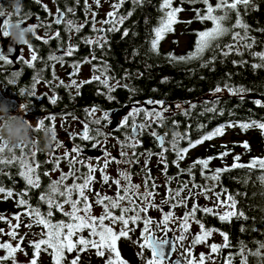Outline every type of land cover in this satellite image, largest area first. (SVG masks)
Segmentation results:
<instances>
[{
	"label": "snow or ice",
	"instance_id": "6c2138e0",
	"mask_svg": "<svg viewBox=\"0 0 264 264\" xmlns=\"http://www.w3.org/2000/svg\"><path fill=\"white\" fill-rule=\"evenodd\" d=\"M128 0H110L109 11L105 14L103 20H97L98 13L92 11V5L88 0H84L85 21L84 23H78L74 19H66L68 14L75 15V8L67 7L65 10L57 8L55 14L54 23L56 25L63 24L65 31L69 34L75 32L80 33L86 26H90L95 36L85 37L83 43L92 47L93 51L90 57L84 58L83 61H76L71 63L68 67L71 71L67 72L70 83H65L63 79H59L56 75V64H60L63 67L66 63V57H72L75 52L79 50L77 45L69 43L67 47H62L59 55L50 54L48 56L49 61H54L51 65V74L54 79L59 80V86L65 89L75 88L77 95H79V89L84 84L98 82L106 89L103 93L106 98L111 101L115 97L112 95L117 88H124L130 93L135 94L137 91L134 87L128 84H121L120 80H116L115 77L109 75L110 65L107 61L98 60L95 56V48L101 50L104 49L108 43V33L120 32L125 21L133 15L132 11L121 13L120 9ZM197 4L200 3L204 7L192 8L195 13L194 19L202 24L206 22L211 23V27H205L202 30H194L196 39L191 51L185 55L177 56L174 52L166 54V58L169 63H190L192 61H200L201 67H208L209 64H214L216 56H210L205 60V54L213 53L219 50L221 56L227 57L229 55H237L243 57L245 51L250 55L258 58L259 63H254L252 67L254 69L264 68V51H251L255 46V38L249 36L250 26L244 21L241 8L244 13L249 8L255 9L257 6L255 0H216L215 4L212 0H180L179 4L175 3V0H161L159 11L161 15L157 20V24L151 30V39L149 41V52L157 56L160 55V46L162 41L172 33H175V25L179 23L191 24L193 21H182L179 18V14L185 9L184 3ZM35 3L40 4L41 0H35ZM75 3L79 5L80 0H75ZM134 7L142 6L145 0H131ZM93 4L96 8L101 7V0H93ZM44 10L49 16L53 15L47 5H43ZM232 13L235 14V20L233 23H229L232 20ZM90 14V18H89ZM32 14L29 13L31 18ZM35 19L39 23H33L38 28H51V24H44L43 20L36 16ZM101 25L97 27V25ZM4 25V23H3ZM239 29V30H237ZM261 31H264L262 29ZM128 29H124L122 36H128ZM3 37L7 38L6 33L2 31ZM61 36L60 31H56L53 37L44 38L40 35H36V40H43L44 44L49 43V39H59ZM227 36L231 37V42L226 43L221 47V41ZM71 40V35H69ZM174 44H178V40L173 41ZM28 49L32 50L30 53V59L20 57V59L27 64L28 67H34V62L38 59L36 50L33 45H29ZM244 49V51L241 50ZM0 50H2V41H0ZM22 50V49H21ZM97 61L92 65L93 75L88 80H82L77 82L72 77L78 76L82 67V64H92L93 61ZM0 61L6 63H13L14 61L7 55H0ZM244 62V61H241ZM237 63V61H233ZM246 63V62H244ZM214 70V69H213ZM96 73H99L98 75ZM13 75H19L14 73ZM142 75V74H141ZM128 73L122 79H127ZM115 80V83L111 81ZM167 82V78L164 81ZM41 83L39 73L34 77V83L32 84V92L28 95L36 96V85ZM45 84H49V81H43ZM227 90L233 96H241L248 90L244 87L234 88L228 84L223 87L217 85L213 89V93H221ZM21 95L25 94V90H21ZM60 99L58 96L50 97L51 104L55 105ZM148 105H158V108H143L133 106L128 113L122 118L118 119L117 125L129 129L126 133L123 141L118 140V156L124 157L120 160L118 157L112 156L107 150L102 151L103 161L100 164L94 165L93 163L85 162L80 159V153L83 149L79 144L74 143L79 135V139L83 141H94L98 136H104L107 140L108 134L105 133L102 128H92L91 125H101L102 120L111 123L110 117L114 113L108 111L103 112V117H95V114L99 109L93 106L90 109H84L86 119L81 120L76 117L74 113H65L61 119H65L67 115H72L73 119L81 125V131L79 134L75 132H66L69 136L71 147L65 145L59 141L58 148H65V153L62 156H56L54 160H47L45 163H52L53 168L51 171H44L43 176L49 178L47 187L38 196L39 203L33 205L29 199H26L29 193L33 189H39L41 187V173L38 171L41 167L39 162H30L31 158L36 156V153H23L16 155V149H12L9 155H0V165H16L19 169L18 175L25 182V189L20 192H14L10 188L0 186V195L3 199H15V203L18 209L17 211L8 217L7 215H0V222H4L7 225V231L5 228H0V237L7 236L8 240H0V250L4 252L0 255V264L11 261V264H21L17 259V253L23 254L26 258L28 252L23 247L24 241L28 236V233L21 234L19 229L23 223V227L31 230L33 227H39L40 232L32 233L35 237L29 240L28 246L32 249V256L27 260V264H38L41 253H45L51 256L52 264H80V257L82 253L90 252L94 250L96 257L104 260V264H129L121 255L119 248V241L122 238L130 239V233L135 231V228L130 225L142 224V238L143 242L139 243L141 249L150 250V259L146 260V264H165L168 255L166 252V246L169 244V239L157 238L155 233L151 230V226L156 223L157 227H161L165 232L172 231L169 228L170 222H176L179 230L182 233L177 239L180 242L188 239L190 230L195 225L197 231L195 234H191V244L187 257L185 260H177L176 264H208V261L212 260L213 254H220L222 249H229L232 247L229 235L219 229L208 228L205 223L202 222V218H198L197 214L201 213L205 216L211 215L217 217L221 222L231 223L233 219L247 220L248 217L244 211L239 210L238 200L236 196L238 193L230 192L226 188H222L221 191L216 189L221 185V177L225 172H230L236 169H248L249 172L253 170L259 171L257 177L258 181L264 186V157H251L247 162L242 161V154L233 155V163L225 165L223 167H217L215 169L210 168V163L214 159L224 160L225 157L231 154L228 146L221 145L225 150L218 153L216 156H209L206 158H197L188 168H181L180 163L187 158V155L191 149H194L198 145L203 144L205 141H211L217 137H222L226 134V128L239 127L242 132H247L249 129L256 128L264 135V122L250 120L247 122H228L225 125L218 126L215 129L204 133L198 139L192 140L189 131L181 132L179 130V122L173 120V128L170 132H164L163 134L153 130L150 135L154 138L158 152H152L146 150L142 153H137L135 150L142 146L140 139L141 134L147 128H151L155 124L158 128L166 126L167 117L166 112H169V107L165 106L163 100L149 99L145 102ZM254 104L257 107L264 108V101L256 99ZM188 109L184 108L181 104H176L175 108L183 112L185 116L190 114L189 109H195L196 104L188 102ZM206 111L214 112V107L206 108ZM141 114L142 117H141ZM137 117H141L140 123H137ZM51 122V127L56 129L55 121L56 115H50L40 119L38 123L40 125L45 124V120ZM131 120V123L129 121ZM203 128V125H200ZM181 141H186L187 146L182 147ZM246 152H251V146L248 141H243L239 145ZM93 148L102 149L104 145L93 143ZM131 153V154H130ZM174 154V159L171 161L172 165L177 168L176 176L168 175L169 161L168 154ZM74 154V155H73ZM27 156V158H26ZM144 156L145 161L142 165L144 170V176L141 177V183L133 182V173L128 170L127 167L118 168L117 177H111L107 169L111 163L117 165H132L139 164V157ZM155 156L157 158V165H163L161 169L162 175L165 177L163 186L165 193L161 201L156 203L155 197L159 195L156 191L158 187L155 178L152 177L151 168L148 165L151 162V158ZM66 160L69 166V172L64 173L60 171V161ZM82 165L85 171L81 172L76 165ZM199 165V175L203 178L204 183L196 182V174L194 169ZM60 171V175L56 179H52V172ZM101 174L100 181H97L96 172ZM0 174H3V168H0ZM186 174L189 179L180 181L179 176ZM136 175H139L138 173ZM71 179L72 183L67 181ZM173 180L178 182V186L173 189L171 184ZM99 182L111 187L116 186V192L112 195L101 193V191L93 187L94 183ZM191 185V186H190ZM143 188V191L141 189ZM89 193H92L90 197ZM186 193V195H185ZM198 197H203L206 201L211 202V206L200 205ZM191 200L192 206L188 208V201ZM41 204L47 206L46 211L41 210ZM99 206L101 208V214H93V206ZM67 206V207H66ZM178 207L186 209L182 216L177 217L174 210ZM168 210L165 211L164 209ZM157 210L162 213L159 221H154L150 215L147 214L150 210ZM118 210V212H117ZM59 213L63 219L55 220L54 216ZM131 213V215H130ZM22 217L26 222H22ZM15 221V223H13ZM107 222V223H106ZM118 226V227H117ZM244 231V228H241ZM87 233L85 235L84 233ZM214 232H219L223 239L222 243L208 244V240L213 236ZM258 248L256 251L247 249L246 244L243 241L238 242V252L241 258V264H248V256L245 255L247 250L248 255L255 256L258 264H264V242H257ZM197 245H207L210 251L206 254L201 252L198 254V258L194 255L192 249ZM173 252L176 251L175 243H173ZM75 253L71 259L69 256ZM137 255L143 259V252L137 253ZM235 256L232 252H229L225 257V264H233Z\"/></svg>",
	"mask_w": 264,
	"mask_h": 264
},
{
	"label": "trees",
	"instance_id": "16d2710c",
	"mask_svg": "<svg viewBox=\"0 0 264 264\" xmlns=\"http://www.w3.org/2000/svg\"><path fill=\"white\" fill-rule=\"evenodd\" d=\"M73 8L85 18L84 0H80L79 5L75 3V0H70ZM216 0H212L215 4ZM161 0H145L142 6L134 7L131 0H128L124 6L120 9L121 13L132 11L133 15L128 18L120 32L108 33V43L104 49L95 48V56L98 60L107 61L110 65L109 75L115 77L116 80H120L121 84H128L134 87L137 91L135 94L130 93L128 90L120 87L117 88L112 95L114 100L109 101L103 93L106 91L102 85L98 82L87 83L83 87L82 99L85 103L91 101H98L99 107L102 109H108L115 106L126 105L130 102H144L149 99L163 100L165 104H181L184 108L188 109V102L196 104L195 109H189L190 114L185 116L182 111L177 110L171 112L167 117L166 126L158 128L155 124L151 128L145 129L143 133L147 134L146 138L151 137V131L155 130L159 133L170 132L173 128L172 121L179 122V130L181 132L189 131L192 140L198 139L201 135L215 129L218 126L227 124L228 122H247L250 120H256L264 122V108L257 107L254 104L256 99L250 97L251 92L264 94V68L254 69L252 65L259 63L258 58L245 51L243 57L237 55H229L227 57L221 56L219 50L213 53L205 54L204 59L207 60L210 56H216L214 64H209L208 67H201L200 61H192L190 63H169L166 58V54L174 52L177 56L185 55L193 49L196 36L194 30H202L205 27H211L210 22L202 24L194 19L195 13L192 8H203L200 3L188 4L184 3V11L179 14V18L182 21L192 20L191 24L179 23L175 25V33H170L160 46V55L157 56L149 52V41L151 39V30L157 24V20L161 15L159 11ZM176 4L180 3V0H175ZM256 8H249L244 13L243 8L241 12L243 14L244 21L250 26L249 36L255 38V46L251 51H264V0H255ZM95 11V10H92ZM235 20V14L232 13V20L229 23H233ZM124 29H128V36H122ZM239 30V29H237ZM92 33V32H91ZM184 35L187 37L185 48H180V37ZM178 40V44H174L173 41ZM231 37L227 36L221 41V47L224 44L230 43ZM89 49V48H88ZM87 49V50H88ZM244 51L243 48H241ZM237 61V63H233ZM244 61V62H241ZM95 64L97 61H93ZM214 69V70H213ZM128 73L127 79H122L125 74ZM142 74V75H141ZM167 78V82H162ZM115 83V80L111 81ZM225 84L234 88L244 87L248 91L243 93V99L241 96H233L227 90L221 93H213V89L220 85L223 87ZM214 107L216 111L209 112L206 108ZM200 125L204 127L201 128ZM231 131L240 133L245 136L244 141L256 142L259 148V152L254 156L248 155L242 158L241 162H247L251 157H264V135L256 128L249 129L247 132H242L239 127L226 128V134L222 137H217L211 141H205L203 144L198 145L194 149H191L187 155V158L180 163L181 168H188L194 160L197 158H206L209 156H216L218 153L225 149L221 145H227L231 154L224 158V160L214 159L210 163V168L215 169L217 167H223L225 165H231L233 163V153L239 143H227L225 139L227 134ZM250 136V138H248ZM148 141V140H147ZM181 146H187L186 141H181ZM146 150L152 152H158L156 142L150 143L146 147H139L136 149L137 153H142ZM23 153H28L25 149ZM22 153L20 150H16V155L20 156ZM246 154H249L247 152ZM5 155H9L5 153ZM152 158H156L153 156ZM174 154H168L169 168L168 175L176 176L177 168L172 165L171 161L174 159ZM139 157V164H132L133 176L143 177L144 170L141 166ZM46 158L34 160L39 162L41 167L38 170L41 173V187L39 189H33L26 199L35 206L39 203L38 196L49 183V178L42 175L44 171H51L53 168L52 163H45ZM67 162V161H64ZM81 172L85 171L81 166H77ZM151 168L152 177L155 178V182L158 186L163 185L165 177L161 174L158 178L156 170L161 167ZM3 168V174H0V186L10 188L14 192H20L25 189V182L17 174L19 169L14 165H0ZM196 174V182L204 183L203 178L199 175V165L194 169ZM69 171H64L67 173ZM139 175H136V174ZM259 171L253 170L249 172L248 169H236L230 172H225L221 177V185L216 190L221 191L222 188L228 189L230 192L238 193L236 196L238 200L239 210L244 211L248 217L247 220L233 219L231 223L221 222L217 217L211 215H203L198 213V218H202V222L206 227L219 229L229 235V240L232 245L229 249H222L218 259L225 262V257L229 252H232L235 256L233 264L241 263V258L236 255L238 252V242L243 241L247 249L256 251L258 248L257 242H264V186L258 181L257 177ZM51 176L52 179L59 177ZM189 177L184 174L179 176L180 181L188 180ZM67 183L71 184L72 180L69 179ZM178 186V182L173 180L171 187L175 189ZM191 186V185H190ZM143 191V189L141 190ZM158 193H165L163 186H160L156 190ZM159 194V195H160ZM186 195V193H185ZM200 205L211 206V202L206 201L203 197H198ZM192 201H188V208L192 206ZM41 210L46 211L47 206L41 204ZM67 207V206H66ZM184 211L185 208H183ZM21 211L18 209L15 203V199H3L0 195V215L10 216ZM118 212V210H117ZM22 222H26L24 217L21 218ZM55 220L63 219L62 215L57 213L54 216ZM7 225L4 222H0V228H5ZM130 227L137 228L143 227L142 224L130 225ZM244 231H241V228ZM156 229L151 226V230ZM39 227H33L31 230L23 227V223L19 232L21 234L28 233L27 238L24 241L23 247L28 252V257L25 261H20L21 264H27V260L32 256V249L28 246L29 240L34 239L32 233L40 232ZM87 235V233H84ZM142 242L143 238L141 237ZM0 240H8L6 237H0ZM150 251V250H149ZM264 252V249L261 250ZM4 252L0 250V255ZM75 253L69 256V259L74 256ZM245 255L248 256V264H258L255 256L248 255L246 250ZM104 264V260L98 258L94 254V250L81 254L80 264ZM5 264H11V261L5 262ZM38 264H52V258L50 255L41 253Z\"/></svg>",
	"mask_w": 264,
	"mask_h": 264
},
{
	"label": "flooded vegetation",
	"instance_id": "af4514ba",
	"mask_svg": "<svg viewBox=\"0 0 264 264\" xmlns=\"http://www.w3.org/2000/svg\"><path fill=\"white\" fill-rule=\"evenodd\" d=\"M9 4V0H0V5L7 6ZM47 5L48 10L53 14L51 16L48 15V13L44 10L43 5ZM24 6L25 11L27 13H31V18L29 17L27 20V23H39L35 19L36 16H39L44 24H51V28H44L40 27L38 28L37 34L44 38L53 37V34L56 31H60L61 36L59 39L52 38L49 39L48 44H44L43 40H36L35 38L32 40L33 48L36 50V54L38 56V59L36 62H34V67H28L27 64H25L20 57H24L25 59H30V53L32 50L28 49L27 47L23 45H18L14 41L11 40L10 37H3L2 35V28L5 17H0V41H2V50H0V55H7L10 57L14 62L9 64L5 61H0V102H7L10 106V111L14 115H24L26 119L31 121L34 125L38 123L40 119H43L44 117L50 116V115H56L57 120L55 121L56 129L59 136V141L63 142L65 145H68L69 148L71 147V143L69 141V136L66 134V132H75L77 134L81 131V125L77 123L72 115H67L65 119H61L62 116H64L65 113H74L76 117H79L81 120L86 119V114L84 112V109H90L93 106L97 107L99 111L98 113H101L102 115H97L95 117L102 118L103 112L108 111L112 112L113 109L121 108L124 105L115 106L108 109H102L99 107L98 101H91L89 103H85L82 99V92L83 87L79 89V95H77V91L75 88L72 89H65L62 86H59V80L54 79L51 74V65L55 63L54 61H49L48 56L50 54L59 55L60 50L62 47H67L69 43H72L74 45H77L79 50L73 54L72 57H66V63L63 67H61L60 64H56L55 71L56 75L59 79H63L65 83H70L69 77L67 75L68 71H71V69L68 67L71 63L76 61H83L84 58L90 57V54L93 51V48L84 44L83 39L85 37L95 36V33L92 32L90 26H86L82 29L80 33H67L65 31V27L63 24L56 25L54 23L55 20V14L57 12V8L60 10H65L67 7H73L70 0H41L40 4L35 3V0H24ZM76 10V9H75ZM66 19H74L77 22L79 20L85 19L82 17V15L79 13V11H75V15L68 14L66 16ZM27 23L22 25V27H27ZM92 32V33H91ZM69 35H71V40H69ZM89 48V49H88ZM22 49V50H21ZM88 49V50H87ZM95 64L92 62V64L84 63L82 64L80 73L78 76L72 77V79H76L77 82L84 80L83 76V68L85 66H90L92 68V65ZM14 73H19V75H13ZM39 73L41 83L36 85V96H30L28 95L29 92H32V84L34 83V77ZM97 75L99 73H96ZM9 79H13L15 83L9 84ZM49 81V84L43 83V81ZM88 80V79H86ZM21 90H25L24 99L30 100L31 104V111L28 113H23L21 111V104L23 103V98L20 96ZM52 96H58L60 99H58L57 103L55 105L51 104L50 97ZM144 102H130L126 104H131L132 106L136 107H144L148 109L152 108H158V105H148ZM169 108L171 110L176 111L175 107L172 109L171 103H167ZM165 104V106L167 105ZM170 104V105H169ZM130 109L126 112L128 113ZM125 113V114H126ZM124 114V115H125ZM124 115L119 116V119L122 118ZM143 114H141L142 117ZM141 117H137V123L142 122ZM111 121L113 120V116L110 117ZM131 123V120L129 121ZM45 125L51 126V122L47 119L45 120ZM92 128L100 127L102 130L107 133L108 135H111L113 138L117 139V141H123L125 139L126 133L129 131V129L124 127L117 126L114 129L110 128V123L107 121L102 120L101 125H91ZM163 134V133H161ZM147 134L142 133L140 136V139L142 141V146L140 147H146L150 143H154L155 140L151 136L149 138H146ZM104 136H98L96 137V140L94 141H83L79 139V135H77L76 140L74 143L79 144L80 147L83 149V151L80 153V159L87 160V161H96L103 159L102 155H91L89 151H92L94 149L92 147L93 143L101 144L102 139ZM148 140V141H147ZM139 148V147H138ZM60 148H57L55 152L52 153H42L38 150H31V152H35L36 156L34 159H44L47 160H53L56 156H62L59 155ZM61 150H66L65 148H61ZM101 151L107 150L110 152L109 148L103 147L100 149ZM136 151V150H135ZM137 152V151H136ZM145 152V151H144ZM28 153L29 150H28ZM74 155V154H73ZM114 157H118L119 159L121 157L118 156V153L112 154ZM51 157V159H49ZM66 161V160H61ZM142 161H140L141 163ZM143 163H141V166ZM85 170V168L82 165H79ZM132 167V166H131ZM155 235L158 238H166L170 233L166 234V236L159 235L158 232H156L154 229L152 230ZM172 235V234H171ZM175 239V238H174ZM176 242V241H175ZM176 252V251H175ZM175 252L173 254L172 259L175 257H178L179 255H175ZM181 257V256H179ZM198 258V255H196ZM185 260V259H183ZM167 264H171V262H166Z\"/></svg>",
	"mask_w": 264,
	"mask_h": 264
},
{
	"label": "rangeland",
	"instance_id": "374dc122",
	"mask_svg": "<svg viewBox=\"0 0 264 264\" xmlns=\"http://www.w3.org/2000/svg\"><path fill=\"white\" fill-rule=\"evenodd\" d=\"M88 2H89V4L92 5V10H95L98 13L96 19L97 20H103L105 18V14L110 10L109 9L110 0H101V7L98 9L93 4V0H88ZM89 18H90V14H89ZM84 21H85V19H82V20H79L78 23H84ZM100 26L101 25H99V24L97 25V27H100ZM186 41H187V37H185L184 35H181V37H180V48L181 49L185 48ZM83 74H84V76H83L84 80L89 79L93 75L92 68L90 66H85L83 68ZM166 106L169 107L168 104ZM173 111L174 110H171L169 108V112H166L165 115H169ZM97 115H102V114L97 112L95 114V116H97ZM57 130H59V129H57ZM58 136H59V134H58ZM248 138H250V136H248ZM244 139H245L244 135H242L240 133L237 134V133H235V131H231L227 134V138L225 139V141L227 143H237V144L239 143V145H240V143L243 142ZM117 142H118L117 139L113 138L111 135H108L107 140L104 137L101 141V143L104 145L105 148L110 149L111 154H115L116 152L118 153V143ZM249 144L251 146V152L249 154H246L247 152L242 147L237 146L236 149L234 150L233 155L242 154V158H245L248 155L254 156L255 153H258L260 151L256 142H254V143L250 142ZM59 150H60L59 155H62L63 153H65L64 150H61V148ZM49 159H51V157H49ZM123 159H124V157L120 158V160H123ZM34 160H35L34 158H31L30 162L34 163ZM84 161L89 162L87 160H84ZM102 161H103V159L96 160V161H90V162L93 163L94 165H96V164L102 163ZM140 161H142L141 163L144 164L145 157L142 156V159ZM77 166H79V164H77ZM131 166L132 165H117L116 163H111L109 165V168L107 169V172L111 177L115 178V177H117L118 168L127 167L128 170L130 172H132ZM150 166L161 167V169L163 168V165H159V166L157 165V158H151ZM161 169L156 170L157 171L156 174L158 175V178L162 174ZM69 170L70 169H69L68 163L64 162V161H60V171L64 172V171H69ZM60 171L52 172V175L57 176L58 174H60ZM95 175H96L97 181H100V179H101L100 172L97 171ZM133 182L134 183H141V177L133 176ZM93 187L95 189L101 191V193H106L108 195H112L117 190L115 185H112L111 187H109L108 185H104V184L99 183V182L94 183ZM89 195L91 197L92 193H89ZM161 195L162 194L157 195L155 197V201L158 204L162 199ZM164 210L167 211L168 209L165 208ZM174 212H175V215L177 217L182 216V214L184 213L183 207L176 208L174 210ZM93 214H95L97 216L100 215L101 214V208L99 206L94 205L93 206ZM130 215H131V213H130ZM142 215H150L154 221H159L161 216H162V213L160 211L153 209V210H150L149 213L142 214ZM7 216L11 217L9 214H7ZM13 223H15V221H13ZM152 227H154L156 229V232H158L159 235L166 236V234H168V233L172 234L175 238V241H176L175 255H179L183 259H185L187 257V253L189 251V247L191 244V234H195L197 231V228L195 225L190 230V234H189L188 239L184 240L183 242H180L177 239L182 233L180 232L178 224L176 222H170L169 223L168 227L171 228L172 231H169L167 233L165 232V230L163 228L157 227L156 223H154L152 225ZM5 230L7 231V227H5ZM136 230L137 231H133L129 234L130 239L122 238L119 241V248L121 251V255L124 259H126L129 262V264H146V260L151 258L150 251L148 249H141L139 247V243H142V239H141L142 229L137 228ZM4 237L9 239V237H7V236H4ZM137 241H139V243H137ZM222 242H223V239L220 236L219 232H214L213 236L208 240L207 243L211 244V243H222ZM192 251H193L194 255H198L201 252H204L207 254L210 251V249L207 247V245H197L194 249H192ZM140 252H143V259L137 255V253H140ZM219 255L220 254H213L212 260L214 261V264H225V262H222L218 259ZM17 259H18V261H25L27 258L23 254L17 253ZM165 264H167V263H165ZM208 264H212V261H208ZM236 264H241V263H236Z\"/></svg>",
	"mask_w": 264,
	"mask_h": 264
},
{
	"label": "clouds",
	"instance_id": "9594fccd",
	"mask_svg": "<svg viewBox=\"0 0 264 264\" xmlns=\"http://www.w3.org/2000/svg\"><path fill=\"white\" fill-rule=\"evenodd\" d=\"M0 17H5L2 31L18 45L28 47L36 37L38 27L27 23L29 13L25 11L24 0H9L7 6L0 5ZM27 23V27L22 25ZM9 84L15 83L9 79ZM21 111H31V101L24 99ZM57 129L48 125H34L24 115H14L7 102H0V155L9 153L12 149L29 152L35 149L42 153H52L58 148ZM27 154V153H25ZM27 158V156H26Z\"/></svg>",
	"mask_w": 264,
	"mask_h": 264
},
{
	"label": "water",
	"instance_id": "95a60500",
	"mask_svg": "<svg viewBox=\"0 0 264 264\" xmlns=\"http://www.w3.org/2000/svg\"><path fill=\"white\" fill-rule=\"evenodd\" d=\"M250 97H252L254 99H260V100L264 101V94L251 92L250 93ZM131 106H132L131 104H126V105H124L121 108L113 109V111L111 112V113H114L112 115L113 116V120L110 123V128L111 129H114V128H116L118 126L117 125V121L119 119V116L124 115L130 109ZM171 107H172V109H174L175 104H171ZM89 153L91 155H102V151L100 149H97V148L92 149V151H89ZM165 239H169V244L166 246V252H167V255H168V259H166V262H171V264H176L177 260L183 261V258L179 257V256L175 257L174 259H172L173 254L175 252V251L173 252L171 250L172 246H173V243H175V247H176V242H175L174 236L169 234Z\"/></svg>",
	"mask_w": 264,
	"mask_h": 264
}]
</instances>
